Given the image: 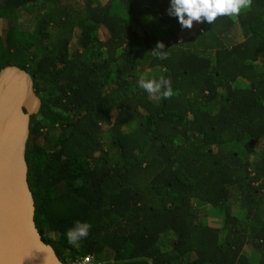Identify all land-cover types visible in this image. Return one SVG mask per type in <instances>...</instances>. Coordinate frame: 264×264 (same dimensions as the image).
Listing matches in <instances>:
<instances>
[{"label":"trees","instance_id":"trees-1","mask_svg":"<svg viewBox=\"0 0 264 264\" xmlns=\"http://www.w3.org/2000/svg\"><path fill=\"white\" fill-rule=\"evenodd\" d=\"M169 7L0 0V71H27L42 102L29 184L63 264H264V0L190 30ZM77 220L92 227L73 246Z\"/></svg>","mask_w":264,"mask_h":264},{"label":"water","instance_id":"water-1","mask_svg":"<svg viewBox=\"0 0 264 264\" xmlns=\"http://www.w3.org/2000/svg\"><path fill=\"white\" fill-rule=\"evenodd\" d=\"M42 102L30 74L0 71V264H63L36 224L26 159L32 117Z\"/></svg>","mask_w":264,"mask_h":264},{"label":"clouds","instance_id":"clouds-1","mask_svg":"<svg viewBox=\"0 0 264 264\" xmlns=\"http://www.w3.org/2000/svg\"><path fill=\"white\" fill-rule=\"evenodd\" d=\"M251 6L252 0H170L167 12L170 16L178 18L182 29H191L194 21H206L211 25L220 17L238 16ZM164 48V43L157 41L151 52L158 59L166 60L169 54L162 51ZM138 86L146 91L150 98L170 99L174 95L171 79L164 76L149 79L142 74L138 79ZM91 227L88 222L75 221L73 227L66 232L68 243L76 246L89 235Z\"/></svg>","mask_w":264,"mask_h":264},{"label":"built area","instance_id":"built-area-1","mask_svg":"<svg viewBox=\"0 0 264 264\" xmlns=\"http://www.w3.org/2000/svg\"><path fill=\"white\" fill-rule=\"evenodd\" d=\"M73 264H98V263H96L93 260V258L82 257V258H78Z\"/></svg>","mask_w":264,"mask_h":264},{"label":"rangeland","instance_id":"rangeland-1","mask_svg":"<svg viewBox=\"0 0 264 264\" xmlns=\"http://www.w3.org/2000/svg\"><path fill=\"white\" fill-rule=\"evenodd\" d=\"M199 25H200V22H193V27L191 28V29H195V28H198L199 27ZM188 30H190V29H188Z\"/></svg>","mask_w":264,"mask_h":264}]
</instances>
